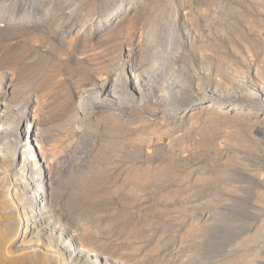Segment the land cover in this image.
<instances>
[{
  "label": "rangeland",
  "instance_id": "obj_1",
  "mask_svg": "<svg viewBox=\"0 0 264 264\" xmlns=\"http://www.w3.org/2000/svg\"><path fill=\"white\" fill-rule=\"evenodd\" d=\"M0 9V174L29 128L63 240L108 264H264V0ZM203 96L222 105L178 117ZM3 230L0 264L39 252Z\"/></svg>",
  "mask_w": 264,
  "mask_h": 264
},
{
  "label": "bare ground",
  "instance_id": "obj_2",
  "mask_svg": "<svg viewBox=\"0 0 264 264\" xmlns=\"http://www.w3.org/2000/svg\"><path fill=\"white\" fill-rule=\"evenodd\" d=\"M12 3L14 4L15 2ZM3 4L4 6L6 5V3ZM3 12L7 13L6 9L3 10ZM1 13L2 11L0 9V15ZM1 21L2 20L0 18V22ZM110 87H112V84L105 83L102 85L101 91L103 90L104 92H110ZM205 98L206 97L203 96L191 100L189 103L187 102L188 105L182 110L181 115L178 117H181L184 113L188 115L197 108H202L206 112H209L210 110L217 108L219 105H222L218 97L212 96V98L207 101L205 106L200 107V105L203 103V99ZM179 104L180 102L178 103V105ZM260 107L264 108V104L260 105ZM249 109L250 108L240 110L238 111V114L243 116L250 115L251 113ZM23 123L24 121L21 123V125H23ZM29 133L30 131L28 128L26 141L19 143L16 147V151L21 157V160L18 168L14 167L13 169H16L14 176L18 175V177L15 178L13 176L14 178H8L6 174H3L4 172L2 173V175L0 174V197H4V200H0V204L1 206H5L4 211L1 212L2 215L0 214V232H2V230L4 229V235H10L8 246H15L16 243L21 240L28 242L29 244L27 245H32L33 241H42L40 236V232L41 230H43L40 228L42 226L48 230V237L46 239L44 238L45 240L41 242L42 245L40 244L41 247H39V252L38 250L36 252L33 251L35 253L33 258H31L30 256L21 258V256V259L14 260L10 263L7 262L5 264H25V262L28 264H108L107 259L95 253L91 248L86 247V244L84 246L79 238H76L74 236L67 237L68 235H66V237H64L66 239L63 240V232H59L56 230L55 227L57 225H54V219L52 215L53 212L50 209V195L48 194L49 192H47L48 188L45 183L49 178L47 176V173H45L46 170L44 171V169L42 168V160L39 158L35 149L37 148V145H33V143L35 142V138L33 137L32 132L31 134ZM13 165L14 163L12 162L11 166ZM53 225L55 227H52ZM225 230L227 231V229ZM22 244L23 243H21V245ZM32 259H34L33 262H31Z\"/></svg>",
  "mask_w": 264,
  "mask_h": 264
}]
</instances>
